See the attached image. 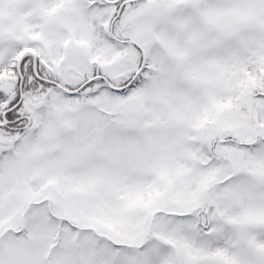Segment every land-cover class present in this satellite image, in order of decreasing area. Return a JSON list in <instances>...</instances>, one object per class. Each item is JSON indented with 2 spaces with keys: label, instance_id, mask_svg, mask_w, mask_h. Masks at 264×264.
Instances as JSON below:
<instances>
[{
  "label": "snow or ice",
  "instance_id": "obj_1",
  "mask_svg": "<svg viewBox=\"0 0 264 264\" xmlns=\"http://www.w3.org/2000/svg\"><path fill=\"white\" fill-rule=\"evenodd\" d=\"M0 264H264V0H0Z\"/></svg>",
  "mask_w": 264,
  "mask_h": 264
}]
</instances>
